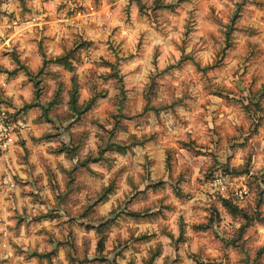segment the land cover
<instances>
[{"label":"clouds","instance_id":"clouds-1","mask_svg":"<svg viewBox=\"0 0 264 264\" xmlns=\"http://www.w3.org/2000/svg\"><path fill=\"white\" fill-rule=\"evenodd\" d=\"M0 264H264V0H0Z\"/></svg>","mask_w":264,"mask_h":264}]
</instances>
